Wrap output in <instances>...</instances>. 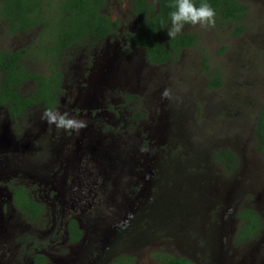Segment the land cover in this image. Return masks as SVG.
Wrapping results in <instances>:
<instances>
[{
	"label": "flooded vegetation",
	"instance_id": "af4514ba",
	"mask_svg": "<svg viewBox=\"0 0 264 264\" xmlns=\"http://www.w3.org/2000/svg\"><path fill=\"white\" fill-rule=\"evenodd\" d=\"M129 18L132 27L124 33L120 22L116 33L93 46L68 47L58 57L40 59L50 63H40L43 70L20 60L46 82L51 70H59L58 83L50 81L55 91L49 102L37 100L34 79L15 87L22 99L34 102L21 113L0 96V264H34L37 256L45 264H158L154 254L192 264H264V156L256 150V139L252 154L243 159L244 150H234L232 143L175 144L190 134L185 128H156L153 135L142 103L154 98L161 108L164 99L155 86L148 95H138L120 85L114 73L121 61L133 59L131 50H140L149 68L175 60L152 64L131 39L140 18ZM32 34L28 43L0 50H26L38 40L39 32ZM76 48L90 54L74 63L70 56ZM137 71L128 63L131 83L143 76ZM159 80L167 86L169 75ZM26 85L31 90L24 93ZM46 108L84 119L87 127L78 133L57 129L41 120ZM33 109L41 115L27 119ZM161 111L160 118H167ZM225 151L235 159L221 157ZM106 181L113 191H105ZM249 211L258 217V233L238 239Z\"/></svg>",
	"mask_w": 264,
	"mask_h": 264
},
{
	"label": "rangeland",
	"instance_id": "374dc122",
	"mask_svg": "<svg viewBox=\"0 0 264 264\" xmlns=\"http://www.w3.org/2000/svg\"><path fill=\"white\" fill-rule=\"evenodd\" d=\"M131 1L109 0L106 13L112 19L120 20L122 33L132 27L133 19L130 21L129 18ZM237 1L246 7L245 17L240 23L241 32H238L236 25L215 24V27L211 28L185 25L181 34L196 35L195 47L183 51L176 59H173L175 61H170L165 66L151 68L143 64V55L140 50H131L133 59L121 61L114 75L119 76L117 79L120 85L134 88V91L142 96L148 95L153 90V86L158 98L161 97L165 88L171 89L173 99H164V104L161 105L163 114L167 112V118L163 116L160 118L162 111L161 108H156L158 101L154 98L147 103L146 101L142 103L147 106H143L146 111L145 116L150 123L146 125L152 127L153 135L156 128H164L166 132L174 126V128H185L184 132L190 134L186 138L175 141V144L186 143L197 147L199 143H208L210 146L232 143L234 150H240V153L244 150L242 158L245 159L252 154L251 150L255 147L253 125L256 113L264 100V0ZM169 26L170 23L167 27ZM165 31L166 33L161 36L163 41L168 36V29L166 28ZM33 32L36 30L23 34H8L7 29L0 23V47L11 51L23 43H28ZM85 45L90 44L77 47ZM87 54L90 53L84 52V48L81 50L76 48L72 50L70 60L74 63L82 62L88 56ZM35 61L26 58L23 63L32 70H43L44 67ZM128 63L134 64L137 74V69H140L143 74V76L137 75L132 83L127 73ZM125 69L126 71L123 72ZM212 72H216L221 78L220 87L214 90L210 88ZM165 75H169V80L166 81L167 86L164 80H159ZM123 88L126 90L125 87ZM30 90L29 85L21 89L24 93ZM222 106L226 109H221ZM177 111L182 117H179ZM27 114V119L30 116L41 115L37 109ZM27 119L22 122L28 124ZM208 155L210 162V154ZM164 161L170 162L168 164L172 167L176 165L171 162V159L164 158ZM198 166L203 167V163ZM208 167L209 164H205L203 172L207 171ZM110 181L114 183V180L110 179ZM224 183L227 185L228 181ZM127 187H123L122 190L124 191ZM114 189L109 181L105 182V191L110 192ZM5 255L7 257V254ZM144 264L150 263L146 260Z\"/></svg>",
	"mask_w": 264,
	"mask_h": 264
},
{
	"label": "trees",
	"instance_id": "16d2710c",
	"mask_svg": "<svg viewBox=\"0 0 264 264\" xmlns=\"http://www.w3.org/2000/svg\"><path fill=\"white\" fill-rule=\"evenodd\" d=\"M192 2L197 7L202 3L209 4L216 13L215 24L236 25L238 32H241L240 23L245 17L246 7L237 0H192ZM173 3L174 0H132L131 2L130 14L136 19L140 18L131 39L145 50L147 59L152 64H162L168 59H176L180 49L193 48L197 43L194 34H180L171 39L167 36L166 42L161 41L160 38L166 33L165 30L170 23L169 13L174 10L171 7ZM108 6L109 0H0V23L7 29L8 34L31 30L39 32L37 42L26 50L20 49L14 52L0 50V96L13 104L11 109L21 113L26 105L34 103L29 99H22L16 92L15 87L21 82L34 79L39 86L37 92L41 95L35 93V96H39L37 100L45 98V101L49 102V93L55 91L54 86L60 79L59 70L57 69L56 72L51 70L52 78L46 82L22 66L20 60L28 58L48 64L49 61L40 59L44 57L48 59L51 55L58 57L68 47L83 44L93 46L99 40L116 33L120 20L118 18L113 20L106 13ZM49 65L50 63L48 67ZM16 67H19V70H16ZM51 80H54V86ZM220 85L221 78L216 72H212L210 86L219 88ZM254 136L256 150L264 156V101L257 114ZM223 155L231 160L235 159L229 151L223 152L221 157H224ZM32 211L35 209L33 208ZM243 218L247 219V223L241 225L238 239H253L259 230L258 217L254 212L249 211V215H243ZM151 257L158 264H192L162 254H154ZM43 261V257L34 258V264H45Z\"/></svg>",
	"mask_w": 264,
	"mask_h": 264
},
{
	"label": "clouds",
	"instance_id": "9594fccd",
	"mask_svg": "<svg viewBox=\"0 0 264 264\" xmlns=\"http://www.w3.org/2000/svg\"><path fill=\"white\" fill-rule=\"evenodd\" d=\"M171 7L174 10L169 13L170 26L167 27L170 39L181 34L186 24L200 25L206 28L215 27L216 13L207 3H202L197 7L192 0H174ZM161 98L173 99L171 89L165 88L161 93ZM41 120L66 132L78 133L87 127L86 120L72 117L67 112L61 113L58 109L53 108H46L41 115Z\"/></svg>",
	"mask_w": 264,
	"mask_h": 264
}]
</instances>
